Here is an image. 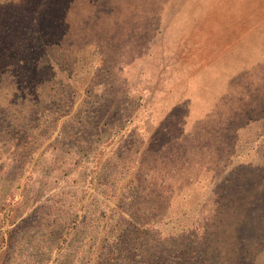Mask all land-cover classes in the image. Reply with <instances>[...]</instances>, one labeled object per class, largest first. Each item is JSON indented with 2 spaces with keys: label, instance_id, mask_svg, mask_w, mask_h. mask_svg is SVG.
<instances>
[{
  "label": "rangeland",
  "instance_id": "374dc122",
  "mask_svg": "<svg viewBox=\"0 0 264 264\" xmlns=\"http://www.w3.org/2000/svg\"><path fill=\"white\" fill-rule=\"evenodd\" d=\"M0 47L55 65L20 113L0 73V264H104L122 216L264 264V0H0Z\"/></svg>",
  "mask_w": 264,
  "mask_h": 264
},
{
  "label": "trees",
  "instance_id": "16d2710c",
  "mask_svg": "<svg viewBox=\"0 0 264 264\" xmlns=\"http://www.w3.org/2000/svg\"><path fill=\"white\" fill-rule=\"evenodd\" d=\"M48 35V34H47ZM25 36L31 37L32 34H25ZM43 37L38 38L40 41ZM42 47H37L36 50L32 47H0V54L2 50L6 49L4 53L5 59L0 61V73L4 78H8L11 86L15 88L14 96L21 98V106L16 105V109L19 113L28 108L36 107L46 100L49 95L38 96L35 92V81L38 80L42 85L41 80H47L48 72L55 68V65L51 61H44L36 58L40 56L39 50ZM7 57V59H6ZM41 74V76H40ZM17 99H14V101ZM48 103V101H45ZM45 106L44 104H42ZM28 144H24L28 146ZM234 152V151H233ZM235 153V152H234ZM233 155V154H232ZM129 215V213H127ZM132 217V216H131ZM121 222L119 220L116 223L115 241L117 242L116 250L110 253L104 260V264L112 262L113 264H207L208 257L202 256L200 253L197 255V247L193 242L189 243L184 249L175 253L173 257L166 259L168 255L163 256L165 249L166 238L162 236L161 232L151 235L147 230L148 226L155 225L154 221H147L146 223H138V221L128 220L122 216ZM140 224V225H139ZM147 230L148 236H143L144 231ZM126 232L122 235L121 232ZM129 231L136 234L135 238L130 239ZM144 238L149 244L150 249L144 247ZM134 249L129 250L130 247ZM113 254V255H112ZM4 264H6L4 262Z\"/></svg>",
  "mask_w": 264,
  "mask_h": 264
}]
</instances>
